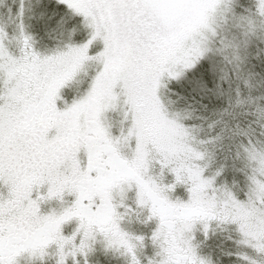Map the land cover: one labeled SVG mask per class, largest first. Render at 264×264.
Wrapping results in <instances>:
<instances>
[{"label":"snow or ice","instance_id":"obj_1","mask_svg":"<svg viewBox=\"0 0 264 264\" xmlns=\"http://www.w3.org/2000/svg\"><path fill=\"white\" fill-rule=\"evenodd\" d=\"M0 264H264V0H0Z\"/></svg>","mask_w":264,"mask_h":264}]
</instances>
